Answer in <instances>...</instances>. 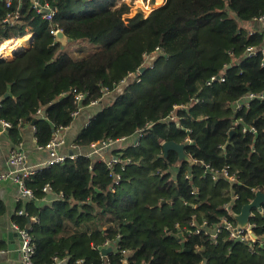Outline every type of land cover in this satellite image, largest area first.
I'll return each mask as SVG.
<instances>
[{
    "label": "trees",
    "instance_id": "obj_1",
    "mask_svg": "<svg viewBox=\"0 0 264 264\" xmlns=\"http://www.w3.org/2000/svg\"><path fill=\"white\" fill-rule=\"evenodd\" d=\"M118 1L49 0L56 15L48 20L32 0H0V43L34 33L29 49L0 58V123L9 122L15 141L21 124L36 120L37 142L45 146L54 129L73 121L76 92L89 94L83 105L101 99L104 89L139 70L146 53L156 54L153 66L139 71L141 81L129 82L75 140L90 146L137 139L142 130L136 145L122 150L131 162L124 170L114 167L122 177L114 191L111 170L85 153L39 168L26 180L33 199L45 196L46 184L60 197L28 203L38 219L31 230L34 263L56 264L57 257L67 258L65 264H264V245L233 240L226 229L216 243L211 235L184 239L180 232L194 215L214 231L227 202L239 213L255 190H264V101L235 107L248 93L264 91V22L256 20L264 0H166L146 17L130 15V5ZM16 12V20L4 22ZM57 26L69 41L97 47L82 57L68 53L51 33ZM249 46L256 55L247 57ZM212 76L225 80L208 84ZM179 104L187 105L177 110L185 118L165 121ZM168 140L184 142L196 163L178 165L174 151L165 158ZM201 162L237 171L238 179L205 175ZM257 215L254 229L264 241V217ZM106 240L118 244L103 255L99 247Z\"/></svg>",
    "mask_w": 264,
    "mask_h": 264
},
{
    "label": "built area",
    "instance_id": "obj_2",
    "mask_svg": "<svg viewBox=\"0 0 264 264\" xmlns=\"http://www.w3.org/2000/svg\"><path fill=\"white\" fill-rule=\"evenodd\" d=\"M11 0H9L8 5L10 4ZM33 2V8L36 10V12L38 14H41L45 19L48 20H52L54 18V16L56 15V10L51 8V5L49 3V0H32ZM18 14L19 12H16L15 14H13L12 16H7L4 20V22H8V23H12L14 20H16V18H18ZM256 20H262L264 22V14L262 17L257 18ZM59 30L56 28L51 29V33L56 36L57 32ZM256 31L255 29H252L251 32ZM262 31L264 32V23L262 24ZM159 50V49H156ZM257 50L253 47V46H249L246 50V55L247 57H252L254 55H256ZM155 50L151 53H146V57H145V61L147 60L148 63H150L153 59H155ZM144 65V64H143ZM142 65V66H143ZM150 65V67L153 66V63L148 64ZM140 68L139 70H137L136 72H130L126 77L122 78L119 83L114 85L113 90L115 91H123L124 88L129 84V82L131 80H135L137 82L141 81L142 77L139 74ZM133 75H135L136 77L132 78ZM216 80H221L224 81L225 77L224 76H212L210 78V80L208 81L209 83H212ZM124 85V86H123ZM123 86V88H122ZM106 92L110 91L111 89H104ZM74 92H76V90H74ZM89 94L88 93H84V92H76V96H75V102L79 105V107L77 108V110L75 112H73L72 116L73 117H77L79 115V113L81 112V110L83 109L84 105L83 102L86 100L87 96ZM260 100V101H264V91L260 92V93H248L247 95H245L244 97H242L241 99H239L238 101H236L235 103V107L236 109H241L243 107V105L245 103H248V101L251 100ZM194 101H199V99L194 98ZM97 102H99V100H92L91 104H96ZM246 105V104H245ZM187 105L185 104H179V105H175L173 107V109L170 111L169 116L165 119V121L171 120V121H182L185 116L183 115H178L177 114V110L179 108H186ZM38 114L42 115L43 111L42 109L38 110ZM242 119H238V121H241ZM151 125V124H149ZM0 126L2 128H9L10 124L7 121H2L0 123ZM187 131L191 132L192 129L191 128H186ZM244 131L246 130H255L254 127H244L243 129ZM142 135V130L139 132V134L136 136L137 139L134 140V144L136 145V143L139 140V137ZM127 139V137H122L118 140H108V141H103L100 142L101 144H98V146H96L97 144H95V149L94 152L91 154H88L87 156H94L95 154H98V152L102 151V150H107L108 148L114 147L117 143H123L125 146H127L128 143H125L124 141ZM186 141L191 142L192 139L187 136L186 137ZM64 146V139L60 138L59 136H55L53 138L50 139V141L43 147H45L50 154V160L47 162V166L53 164L54 162H63L65 161L66 157H74L75 155H68L67 153H63L61 152V148ZM26 154L22 151L19 150H13L10 153V157H9V161L10 163L13 165V170L12 172H10L9 174H2L0 173V182L8 177H12L20 186V191H21V195L18 197V199H20V201L26 199V198H30L33 199L34 198V193L32 191L31 188L27 187L26 185V180L28 178H30L33 174L36 173V171L38 169L36 168H32L26 165ZM131 160L129 158H122L120 155L117 156H113L112 158L105 160V163L108 167L109 170H111V176H113V182L111 184V188L112 191H114L116 189V186H118L121 182V174L120 173H116L114 174V167L117 164L121 165V168L124 170L125 166L127 163H130ZM204 166V173L205 175L207 174H212V178H218L219 176H224L227 177L231 180H235L237 175L236 172L235 174L231 173L229 171V169L226 167L223 170L219 171L216 169H213L209 164L203 163L201 162ZM190 175V174H189ZM188 175V176H189ZM52 189L50 184H46L44 186V191H50ZM237 196H234V199H236ZM30 199H26V200H30ZM235 202H227L224 206L225 210H226V215L221 217V222L220 225L213 231L210 230L207 225L208 222L207 220H204L203 222H198L196 220V216L194 215L192 217V222L189 226V228H194L197 230V232H201L202 230H205L208 234L211 235L213 241L216 243L217 242V238H218V234L223 230L226 229L229 231V237L232 238L233 240L236 241H240V242H245L248 243L249 245H253L254 243H260L261 245H264V241L263 238H260L255 232H254V224L252 222H250L249 224H247L245 227H239L236 222H232L231 221V217H234L235 214V210L233 208ZM24 211L23 210H19V214L23 215ZM257 214H259L260 216L264 217V205L261 209L257 210ZM254 215V214H253ZM34 222H37V218H34ZM12 226L14 228V230L19 234L20 239H21V247H20V253L21 256L25 262V264H35L34 263V254L36 251V244L34 241V237L32 235V228L31 227H22L16 220L13 221ZM177 228H180V225L177 224L176 225ZM180 232L183 233V237L184 239H188L190 236H192V231H185V230H181ZM118 237H120V235H118ZM118 242L117 240H106L104 242L103 245H101L99 248L103 249V248H107L108 246H113V251L115 250V247L117 248ZM122 252L125 253L126 250L122 249ZM54 260L56 261V264H65L68 259L67 258H63V259H59L57 257L54 258Z\"/></svg>",
    "mask_w": 264,
    "mask_h": 264
},
{
    "label": "crops",
    "instance_id": "obj_3",
    "mask_svg": "<svg viewBox=\"0 0 264 264\" xmlns=\"http://www.w3.org/2000/svg\"><path fill=\"white\" fill-rule=\"evenodd\" d=\"M28 34L30 35V38L24 41L25 36H27ZM25 36L19 37V38L6 39L2 41L0 43V48L3 43H5L6 41H9L10 43H12V45H14L15 49H14V52L13 53L11 52L10 55H9L10 53L9 51L2 52L3 54L0 55V58L11 59L15 57L17 52L29 49L32 45V39H33L34 33L29 32ZM54 38L57 40L56 36H54ZM59 42L62 45L61 46L62 49H65L68 53H71V54H76L74 53V51L80 54H85L87 51L84 48H81V49L76 48L75 50L72 48V51H70V48L68 49V44L69 42H72V41H66V42L59 41ZM92 47L95 49L97 45H93ZM115 95H116V92L115 90H113V88L107 92L104 90L101 99H97L99 100V102H97L96 104H91V102L87 105L85 104L83 109L79 113V115L77 117H73V121L71 122L70 125L66 127L54 129L55 131L53 130L54 132L53 137L59 136L60 138L64 139V146L61 148L60 150L61 152L67 153L69 155L70 150H73L74 152H76L75 156H77L78 154H83V153H85V155H88L94 152L95 144H97L96 146H98V144H101L100 141L96 143H92L90 146H78L75 144V140L78 134L87 126L90 119L94 117L96 114H98L105 107L107 103H109L110 101L111 102L114 101V99L116 98ZM37 115L42 117L43 114L39 115L37 112ZM34 121L36 122V120ZM33 122L21 124L20 128H18V131H17V135H18L16 137L17 141H15L12 138L9 132V128L0 129V173L9 174L10 172H12L14 167L10 163L9 157H10V153L13 150H19L26 154V157H27L26 165L27 166L36 168V169L47 167L48 165L47 162L50 160V154H49V151L45 147L38 144L37 137H36V130H37L36 123L33 125ZM134 140H136L134 137H129L124 142L128 143L127 145L129 144L133 145ZM124 147L125 145L123 143H117L114 147L108 148L107 150H102L98 152V154H95V156H98L100 160H102L105 163V160H108L112 158L113 156H117V155L122 156V150ZM235 172L237 175L235 180H237L238 172L237 171ZM218 178H220V176ZM231 181H234V180H231ZM44 192L46 193L45 196H43L40 199L26 198L30 200L24 199L20 201V199H18V197L21 195L20 186L12 177H8L0 182V204L3 207V209L0 208V264H25L21 256V253H20L21 239H20L19 234L14 230L12 223L14 220L20 217L21 219L19 218L18 223L22 227L32 228L33 224L35 223L34 218H37V216L33 215L28 210V205H29L28 203L33 201L39 206H41L44 203L50 204L54 200L60 198L56 193L53 192V189H51L50 191H47V192L44 191ZM234 195L237 196V194H234ZM19 210H23L24 214L20 215ZM257 210L258 209H254L252 211L249 223L250 222L253 223V218L258 216ZM232 222L234 223L236 222L237 224L236 219L235 221H232ZM254 232H255V229H254ZM254 245L263 247V245H261L260 243H254L253 245H249V246L254 247Z\"/></svg>",
    "mask_w": 264,
    "mask_h": 264
},
{
    "label": "water",
    "instance_id": "obj_4",
    "mask_svg": "<svg viewBox=\"0 0 264 264\" xmlns=\"http://www.w3.org/2000/svg\"><path fill=\"white\" fill-rule=\"evenodd\" d=\"M56 38L59 41H69V38L66 36L63 30H59L56 34ZM147 68L146 65L140 67V71L144 72ZM9 94H7L8 96ZM36 122H33V125ZM0 129L2 127L0 126ZM8 129V128H7ZM55 131V130H54ZM163 151L164 157L167 158L170 151H174L177 153V164L189 163L195 164L196 160L186 151V145L184 142H177L175 140H168L163 143ZM70 155H75L76 152L70 150ZM264 205V190H256L254 198L248 202L247 204L243 205L241 211L239 213L235 212L234 218L237 220V225L239 227H244L249 224L251 213L254 209H261ZM113 251V246H108L107 248L102 249L103 255H108L110 252Z\"/></svg>",
    "mask_w": 264,
    "mask_h": 264
},
{
    "label": "rangeland",
    "instance_id": "obj_5",
    "mask_svg": "<svg viewBox=\"0 0 264 264\" xmlns=\"http://www.w3.org/2000/svg\"><path fill=\"white\" fill-rule=\"evenodd\" d=\"M119 2H126V3H128L130 5V9H131L130 15L131 14H134V13H139V14H142L144 17H146L154 9L162 6L166 2V0H119ZM92 46L93 45L91 43L87 42V41L69 42L68 49L70 48V51H72V48L74 50L76 48H80V49L81 48H84L85 50H87L86 51V53H87L88 51H92L94 49ZM74 53H76V54H73L76 57H82L83 56L82 54L77 53L75 51H74ZM146 64H148V61L147 60L145 61L144 65H146ZM134 77H136V76L133 75L132 78H134ZM133 81H135V80H131L130 82H133ZM115 92H116V95L115 96H117L119 92H123V91H118L117 90ZM173 171L175 172V170H173ZM174 172H173V174H174ZM182 229L185 230L186 232L191 230L192 231V235H194V234H201V233H204L206 235H210L205 230H202L201 232H197V230L195 229V227L190 229L188 226H186V227H183Z\"/></svg>",
    "mask_w": 264,
    "mask_h": 264
},
{
    "label": "bare ground",
    "instance_id": "obj_6",
    "mask_svg": "<svg viewBox=\"0 0 264 264\" xmlns=\"http://www.w3.org/2000/svg\"><path fill=\"white\" fill-rule=\"evenodd\" d=\"M118 3H121V2H119L118 1ZM20 15L18 14V17H19ZM56 29H58V30H61V28H59L58 26L56 27ZM30 38V35L28 34L27 36H25V38H24V41H26V40H28ZM31 38H32V36H31ZM17 42V41H16ZM14 44V43H13ZM16 46V45H15ZM24 47V46H23ZM25 47H27V46H25ZM19 48V47H18ZM13 49V50H12ZM14 49H15V47H14V45H12V43H10L9 41H6L5 43H3L2 45H1V48H0V55H2L3 53L2 52H7V51H9L10 53H9V55L11 54V52L13 53L14 52ZM8 54V53H7ZM210 84V83H209Z\"/></svg>",
    "mask_w": 264,
    "mask_h": 264
}]
</instances>
